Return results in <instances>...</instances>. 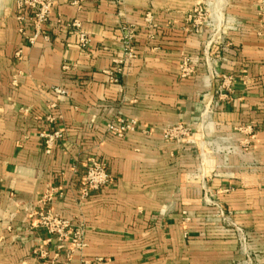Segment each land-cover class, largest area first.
Returning a JSON list of instances; mask_svg holds the SVG:
<instances>
[{
	"label": "crops",
	"instance_id": "obj_1",
	"mask_svg": "<svg viewBox=\"0 0 264 264\" xmlns=\"http://www.w3.org/2000/svg\"><path fill=\"white\" fill-rule=\"evenodd\" d=\"M16 1L0 0V264H264L263 0H222V29L199 32L201 0H55L34 45ZM126 23L137 28V57L115 83L107 71ZM184 56L195 68L187 77ZM113 115L139 130L107 134ZM175 123L203 150L164 141L160 129ZM56 129L64 136L47 153L42 133ZM91 157L111 183L80 205ZM48 209L87 226V246L71 259L39 223Z\"/></svg>",
	"mask_w": 264,
	"mask_h": 264
},
{
	"label": "built area",
	"instance_id": "obj_2",
	"mask_svg": "<svg viewBox=\"0 0 264 264\" xmlns=\"http://www.w3.org/2000/svg\"><path fill=\"white\" fill-rule=\"evenodd\" d=\"M118 4H123L124 0H115ZM17 6L21 11V14L17 17L20 24V32L25 36V40L29 45H34L38 36L44 33V25L49 21L53 8L55 5V0H17ZM212 3H209V6ZM213 5V4H212ZM262 8H264V0L262 2ZM194 18V29L199 32L201 27L209 26L213 28V31H219L222 29L221 23L222 19L218 18L216 13L214 16L208 15L206 9H202L201 6L195 10ZM212 13V12H211ZM146 21L152 23V13L147 12ZM31 23L33 27V34H27V25ZM66 25L74 28L79 32L80 43L83 47H86L91 39L89 36L81 31V22L79 20H73L68 22ZM122 44L121 53L122 56L114 61V69L107 71L110 79L118 83L123 77L125 70L124 65L131 62V60L137 57L134 42L137 34V28L134 24H124L122 26ZM47 37V34L46 36ZM68 69V66H64ZM194 66L191 64V59L188 56H184L182 63L180 65L181 75L187 77L194 72ZM53 92L60 98H68L71 93L68 89L62 87L53 88ZM219 101L215 102V106H219ZM54 103L51 107H56ZM206 112V111H205ZM52 121L56 120L54 115L49 116ZM139 123L135 119H127L121 115H113L105 123V132L117 136L119 138H124L127 134L137 132L139 130ZM142 133L145 135H151L152 131L147 129H141ZM162 138L167 142H175L181 146H192L197 150H203L202 145H198V138L195 131L190 127L182 123H175L172 125L164 126L160 129ZM44 137V143L47 153H51L56 142L63 138L64 130L56 129L49 133H42ZM220 151V150H218ZM237 148H228L224 152V160L228 162V156L232 152H236ZM222 152V151H220ZM238 152V151H237ZM111 183V176L107 171V165L105 162L99 161L94 157L89 158L86 164V173L83 178L82 184L79 189V204L82 205L91 196L92 192L101 190L107 187ZM48 195L45 196L47 198ZM186 214V212H184ZM189 220V218H186ZM39 223L44 226L50 233L57 234L61 240L60 247H68V258L71 259L73 254L82 251L87 246L86 242V231L87 226L85 223L80 222L75 224L72 219L64 218L51 209L40 214ZM231 231L239 241L240 248L243 253L250 255L248 253V234L240 226L234 225Z\"/></svg>",
	"mask_w": 264,
	"mask_h": 264
},
{
	"label": "rangeland",
	"instance_id": "obj_3",
	"mask_svg": "<svg viewBox=\"0 0 264 264\" xmlns=\"http://www.w3.org/2000/svg\"><path fill=\"white\" fill-rule=\"evenodd\" d=\"M222 0H201V4H200V6H201V8L204 10V9H206L207 11H208V15L210 16V15H212V16H214V14L216 13V15L218 14V15H220L219 14V11H221V9H222V7H221V5H222V2H221ZM221 2V3H220ZM209 3H212V4H210V6H209ZM212 12V13H211ZM218 17V16H217ZM219 18V17H218ZM222 23H223V20H222ZM221 23V26H223V24Z\"/></svg>",
	"mask_w": 264,
	"mask_h": 264
},
{
	"label": "bare ground",
	"instance_id": "obj_4",
	"mask_svg": "<svg viewBox=\"0 0 264 264\" xmlns=\"http://www.w3.org/2000/svg\"><path fill=\"white\" fill-rule=\"evenodd\" d=\"M224 1H225V0H224ZM221 2H222V1H221ZM221 2H220V3H221ZM221 7H222V6H221Z\"/></svg>",
	"mask_w": 264,
	"mask_h": 264
}]
</instances>
